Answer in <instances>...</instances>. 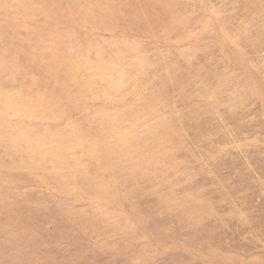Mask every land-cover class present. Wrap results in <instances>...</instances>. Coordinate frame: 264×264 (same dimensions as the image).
<instances>
[{
    "label": "rangeland",
    "instance_id": "obj_1",
    "mask_svg": "<svg viewBox=\"0 0 264 264\" xmlns=\"http://www.w3.org/2000/svg\"><path fill=\"white\" fill-rule=\"evenodd\" d=\"M0 264H264V0H0Z\"/></svg>",
    "mask_w": 264,
    "mask_h": 264
}]
</instances>
